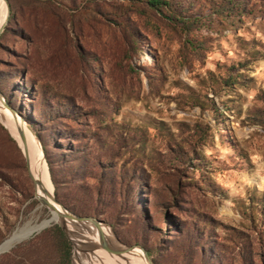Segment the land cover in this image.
Masks as SVG:
<instances>
[{
  "label": "rangeland",
  "instance_id": "1",
  "mask_svg": "<svg viewBox=\"0 0 264 264\" xmlns=\"http://www.w3.org/2000/svg\"><path fill=\"white\" fill-rule=\"evenodd\" d=\"M10 1L0 100L37 137L54 198L154 264H264V0ZM29 175L0 120V245L51 220ZM48 226L0 264H60ZM72 234L71 264H147Z\"/></svg>",
  "mask_w": 264,
  "mask_h": 264
},
{
  "label": "bare ground",
  "instance_id": "2",
  "mask_svg": "<svg viewBox=\"0 0 264 264\" xmlns=\"http://www.w3.org/2000/svg\"><path fill=\"white\" fill-rule=\"evenodd\" d=\"M6 17H7L6 4L4 0H0V30L4 26V23L6 22ZM0 120L5 124L7 129L16 139L22 151L26 153L27 163L29 166V173L33 181H35L33 187L36 193L37 201L39 202L40 199H44L47 202V206H41L39 204L35 209V213L40 214L44 210V208L50 209L51 212V220L49 222L39 225V224H33L35 220H31L28 221L22 227L18 228L6 243L1 244L0 253H2L4 251L9 250L14 245L24 240H27L37 231L44 229L49 224H53V223L59 224L62 222V220L59 216V213L61 212V208L53 200L52 184L50 181L51 179L49 177L50 173L48 172L47 166L43 160L42 150H41L42 148L39 141L37 140V138L35 137V135L33 134V132L31 131L28 125L23 123L20 118L13 116V114H11L9 111H7L4 108V100L2 101L0 100ZM73 228L74 227L70 223L66 225V229L68 230V232H70V234ZM72 235H71V239H72ZM105 236L110 240L108 234H106ZM73 238H75V235ZM121 250L125 251V249L123 248ZM99 251L100 250H97L96 252L98 253L95 254L100 258H102L103 256ZM127 252L130 253L129 251ZM104 257L106 258H102V260L106 259V260H110V262L115 261L116 263H120L117 262V260L115 259L112 258L109 259L110 256H104ZM105 264H108V261H105Z\"/></svg>",
  "mask_w": 264,
  "mask_h": 264
},
{
  "label": "water",
  "instance_id": "3",
  "mask_svg": "<svg viewBox=\"0 0 264 264\" xmlns=\"http://www.w3.org/2000/svg\"><path fill=\"white\" fill-rule=\"evenodd\" d=\"M5 4H6V9H7V17H6V22L4 23V26L2 27V29L0 30V35L2 34V32L4 31L7 23H8V18H9V14H10V9H9V4H8V0H4ZM0 97H3L1 92H0ZM4 99V98H3ZM4 108L9 111L11 114H13V116L15 117H19L18 114L14 111V109H12L8 103L4 100ZM22 120V119H21ZM23 122V120H22ZM32 131V130H31ZM33 132V131H32ZM34 134V132H33ZM35 135V134H34ZM36 137V136H35ZM37 138V137H36ZM38 140V139H37ZM42 150V149H41ZM24 154V157H25V160L27 162V156H26V153L23 152ZM30 179L32 180V183L35 184V181H33L32 177L29 175ZM53 200L56 204H58L61 208V212L59 213V216L62 220L61 223L57 224L61 229L62 231L64 232L65 236L66 237H70V235H72V232L70 234V232H68V230L66 229V225L67 224H71L76 230H78L80 233H83V234H94L96 235L97 237V240H98V246H95V247H98L99 249L109 253V254H112V255H120L121 252H122V248H126L127 251H130L134 248H136L137 246H134V247H115L114 244L111 242V240H109L104 232H103V228H105L106 224L100 220V219H97V218H94V217H82V216H77V215H74L72 213H70L64 206H62L53 196ZM39 204L41 206H47V202L44 200V199H40L39 200ZM52 226V225H50ZM48 226V227H50ZM47 228V227H46ZM40 232V231H39ZM38 232V233H39ZM1 247V245H0ZM14 247V246H13ZM12 247V248H13ZM139 248L143 254H144V258L147 262V264H154L152 262V260L150 259L148 253L143 249V248H140V247H137ZM11 249V248H10ZM9 249V250H10ZM9 250L7 251H4L2 253H0V255L8 252Z\"/></svg>",
  "mask_w": 264,
  "mask_h": 264
},
{
  "label": "trees",
  "instance_id": "4",
  "mask_svg": "<svg viewBox=\"0 0 264 264\" xmlns=\"http://www.w3.org/2000/svg\"><path fill=\"white\" fill-rule=\"evenodd\" d=\"M27 1H29L30 4H37V3H40L41 0H27ZM146 3L150 7H153V8L156 7V9H160L161 6H169L167 0H147ZM8 4H9V9H10V14H9V18H8V22H9L13 18V7H12L10 0H8ZM4 31H5V29H4ZM0 92L3 95L1 89H0ZM7 103L12 109H14L11 106L9 101H7ZM14 111L16 112L15 109H14ZM98 164H99V162L97 163V165ZM60 203L62 206H64L68 210H70L72 213H75L77 216H82V217L90 216V217H92V216L100 215L98 212L92 211L91 209H79V210H77V209H74V208L67 206V204H65L63 201H60ZM46 234H48L51 237V239L54 241L56 251H58L59 255H60V264H71L70 263L71 245H70L68 239L66 238L64 232L62 231V229L58 225H54L46 231Z\"/></svg>",
  "mask_w": 264,
  "mask_h": 264
}]
</instances>
